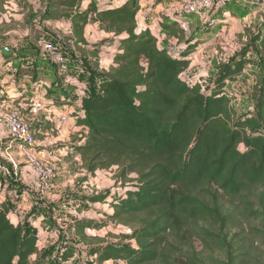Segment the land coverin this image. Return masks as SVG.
<instances>
[{
	"label": "trees",
	"instance_id": "trees-1",
	"mask_svg": "<svg viewBox=\"0 0 264 264\" xmlns=\"http://www.w3.org/2000/svg\"><path fill=\"white\" fill-rule=\"evenodd\" d=\"M140 2L43 0L45 11L37 22L70 23L72 38L65 42L81 57L90 19L115 46L111 63L95 66L100 73L93 74L87 95L77 90L79 69L66 62L65 78L42 87L53 105L79 104L74 120L82 131L72 147L77 168L89 177L116 168L115 181L124 189L74 198L93 208L107 203V221L129 229L120 243L87 236L86 230L106 224L80 211L72 235L88 247L95 264H264V76L252 87L253 110L245 116H238L227 91L253 65L247 55L254 51L244 49L231 63L219 65L213 87L205 92L181 79L202 39L186 41L177 21L162 24L160 33L182 46L171 55L150 31L138 32ZM231 3L208 18L226 23ZM3 8L0 26L12 22L2 19ZM251 42L264 72V15ZM8 213L0 204V264H47L36 236L14 225ZM74 255L64 246L58 258L67 262Z\"/></svg>",
	"mask_w": 264,
	"mask_h": 264
},
{
	"label": "rangeland",
	"instance_id": "rangeland-1",
	"mask_svg": "<svg viewBox=\"0 0 264 264\" xmlns=\"http://www.w3.org/2000/svg\"><path fill=\"white\" fill-rule=\"evenodd\" d=\"M3 1L5 2L3 3ZM99 1L101 2L102 0ZM163 1L155 0L151 5L147 4L146 6L148 10L151 6V9H155V12H152L155 18H162L161 15L167 10ZM185 1L189 0H180L179 3ZM255 1L262 2V0ZM158 5H161V7L153 8V6L156 7ZM2 6H4L3 11L7 12V14H2L5 17L4 21L9 22V20H12V22L0 26V40H2L0 45V72H3L0 73V89H2L1 85L4 81L9 80L12 83V81L21 79L22 84H25L26 87L20 88L28 91V98L27 96L26 98L29 100L33 95L39 96L43 92L42 87H45L44 85L49 87L53 82L57 83L58 78L61 79V76L65 78V75L61 74L58 70L54 72V64L42 49L43 41L50 40L60 47L62 57L68 65H72L74 68H77L75 67L76 65L79 67L80 70L74 74L77 80L80 79L81 81L80 88H77V90L88 94L93 84L94 68L96 65H99V61L84 59L76 53L73 44H66L64 46L66 43L64 39L68 36V22L38 23L45 11L43 0H0V12ZM227 9L229 14H225V16H229V22L225 23V20L219 17L215 27L202 32V35L199 36L203 41L202 46L194 54L191 66L182 75L181 79L189 85H201L203 91L206 92L209 88L213 87L219 65L231 63L244 49H252L254 55H247V58L252 60L253 65H249L246 74L229 85L227 89L228 95L233 97V108L236 110L238 116L242 117L253 110L252 102L249 99L252 87H259L264 76V72L258 61V47L251 42L253 32L259 24L260 15L261 17L264 15V7L263 5L252 4L248 0H235ZM193 17L196 19L194 27L191 23H188V18ZM208 17L209 13H205L202 16L182 15L179 21L187 22L188 27L186 26L185 30L187 33L192 34L193 29H197L200 25L205 26V21L209 19ZM163 20V23L166 24L165 19ZM153 31L155 32V37L160 38H158L160 44H164V46L169 45L167 40L161 39L160 32L155 31V29ZM34 34L39 36L35 38ZM89 34L87 44L89 49H92L98 55L100 64H107L106 60L110 62L106 58L110 55V43L94 27L90 29ZM102 55L105 56L102 57ZM18 89L16 88V90ZM6 91L8 93L0 94V107L10 111H19L33 129L38 142H43V145L46 147H52V150L57 151V153L62 148L60 145L73 143V139L76 136L70 138L69 141L66 140L65 143L60 142L59 130L56 128L55 123H49L48 128L42 125L40 132H35L39 129H37V125L39 124L37 121L39 120L30 117L28 114L24 106L26 100L14 103L12 101L13 98H11V89H7ZM40 116L43 118V113H39L38 117ZM56 157L58 159L57 162L50 163L54 169L51 185L53 184V190H56H52V192L56 196L48 202V204L54 203V206L49 208L48 204H46V207L42 206L44 204H40L42 206L41 210L46 209L41 211V216L46 225L43 223V220L38 224V221L35 218L32 219V217L29 218V223L33 225L38 224L37 226H41L44 230L40 229L43 232L39 238V250L41 255L47 257V261L49 260L47 264H95V261L87 256V248L79 243V240L75 236L71 235L72 226L78 221L76 211H80L85 217L93 219L96 222L105 221L106 226L102 229L97 231L89 230L87 232L89 235L106 239L108 242L120 243L118 239L127 235L129 229L112 221H107L103 216L105 213H108L107 203H102L93 208L89 207L86 203L75 201L74 198L96 195L106 190L113 194H122L124 189H122L121 184L115 181L114 173L116 168H112L110 171H100L94 177H89L86 176L84 171L77 168L74 164L75 160L70 158L72 156L68 151H62ZM127 189H130V187H127ZM17 206L12 205L11 209L13 208V213L16 210L18 213L16 215L24 221V217L28 214L22 211V208L17 209ZM60 209L64 213L58 212ZM68 210L72 214H69ZM43 212H46L50 220L47 221L49 218L45 217ZM53 222L54 224H52ZM23 228L25 231L31 233L35 230L27 225H24ZM35 233L38 232L35 231ZM112 236L117 237V239L114 240ZM68 244L76 250V255L70 261L60 262L58 256L63 246H67Z\"/></svg>",
	"mask_w": 264,
	"mask_h": 264
},
{
	"label": "crops",
	"instance_id": "crops-1",
	"mask_svg": "<svg viewBox=\"0 0 264 264\" xmlns=\"http://www.w3.org/2000/svg\"><path fill=\"white\" fill-rule=\"evenodd\" d=\"M154 1L155 0H141V2L139 4L140 8H139V11H138L137 16H136L138 32L148 30L151 32V34L153 36H155V32L153 30L155 29V31L161 32V26L159 27V25L162 24L164 21L163 19H165L166 24L169 22H174V21L179 22V28L184 31L186 41L201 39L199 36L202 35V32H205V30H206L204 26L200 25L197 27V29H195V30L193 29V33L191 30L192 34L187 33V31L185 30L188 23L189 24L191 23V25L194 27V22L196 20L195 17L188 18L189 19L188 23L179 21V18H182V16H178V14L176 13V7L178 6L180 0H164L163 1L164 5H166L165 9L167 8V10L165 11V9H164L165 12L163 13L164 16L161 15L162 18L161 17L155 18V15L152 14V12H155L154 11L155 9L154 10L151 9L152 6L149 8V10L146 7L147 4L151 5ZM248 2H250L252 4H258V5L262 4V2H256L255 0H248ZM160 7H161V5H158L156 7L153 6V8H160ZM229 20H230L229 16L226 17V22H229ZM91 21H93V22H91ZM191 25H189V26H191ZM70 27H71V25H70V23H68V36L66 38H68V37L72 38V35L70 32ZM93 27L96 28L97 31L101 32L106 40L109 39V37L107 35H105L102 31H100L98 23L94 22L93 19H90V22L84 31V39H85L86 43H88V36L90 35L89 34L90 29ZM160 37H161V39L167 40V42H169V45L164 46V47H167V49L171 55L176 56L182 51V46H177V44H176L177 40H175L174 38H171L168 35V33L161 34ZM157 38H159V37H157ZM108 42L110 43L109 44L110 45V47H109V49H110L109 54L110 55H108V57H106V58H108V60H110V62L106 60L107 64H104L106 66H108L111 63L112 56H113L112 54L114 53V48H115L114 42H112L111 40ZM66 44H68V43H65L64 46H66ZM68 45H70V44H68ZM80 47L83 49V52L85 54V56L83 57L84 59H89V60L92 59V60H97L100 62V60L98 59V55H96L94 53V51H92V49H89L88 44L86 46L80 45ZM75 51L77 54L80 55V53L76 49H75ZM103 56H105V55H102V57ZM192 62H193V58L191 59V64H192ZM75 67H77V69H79V67L77 65ZM98 72L100 73L99 70H96V68H94V73H98ZM1 86H2V89H0L1 95L5 94V92H7L6 91L7 89H11V94H12L11 98H13L12 101L14 103L15 102L19 103L22 101L24 102L26 100L24 106L26 107L28 114L30 115V117H32L36 120L37 119L39 120V121H37V123H39L37 125V129L38 128L39 129L36 130L35 132L38 131V133H39L42 125L44 127L48 128L47 126H49V123H55L56 128L59 130L58 132L60 134V139H59L60 142L65 143L66 140L69 141L70 138H72L73 136H76V138L79 137V133L82 130L80 127H77L75 125V120H74L75 115L79 114V112H80L79 104L77 102H75L71 105H53L50 101L47 100V97L45 96L44 91L41 92L39 96H37V95L36 96L33 95V97L31 96L30 99L28 100L27 99L28 94H29L28 91L20 88L23 86L26 87L25 84L24 85L22 84L21 79L12 81V83H10L9 80L4 81ZM27 86H30V85H27ZM16 88H19V89L16 90ZM26 96H27V98H26ZM39 113L40 114L43 113V118H41V116L38 117ZM56 114H57V116L55 117ZM62 118H64L65 120L62 121ZM75 139H73V140H75ZM43 144H44L43 142H38L36 137H35V143H34V149H33V155L35 158H37L43 162H46L48 164H50L51 162L56 163L58 160L56 156H58V154L61 153L62 151H65V152L68 151L69 154L72 156L70 158L71 159L73 158L75 160L74 164L77 165V163H79L78 157L76 155H74V153L72 152V147L74 145L73 143L68 144V145L67 144L60 145L62 148L60 150H58L59 153H57V151H53L52 147H46ZM26 151H28V149L27 148L24 149L20 142L12 139L5 129H2V128L0 129V204L5 205V207L8 209V212H9L8 217L14 225L20 224L22 226V228L24 227V225H27V226H31L33 229H35L34 232L31 233V232L25 231L23 228L25 233L32 234V235L36 236L37 241H38V247H39V238H40V236H42L41 234L44 230L41 228V226H37V225L40 224L39 222H41L43 220V217L41 216L42 215L41 211L46 210V209L41 210V207L42 206L46 207V204H48V202L52 198H54L56 195H54V192H52V190L54 189L52 186L53 184L50 185L49 189L43 194H40L37 191L36 179L33 176L31 166L29 165V163L25 157ZM66 155H67V153H66ZM53 191H56V190H53ZM40 204H44V205L41 206ZM12 205H18L17 209L22 208V211L27 212L26 214H28V215L26 217H24V219H25L24 221H22L23 219L19 218L16 215V214H18L16 212V210L13 213V211H12L13 208L11 209ZM48 205H49L48 207L50 208L51 206H54V203H49ZM58 212L64 213V211L61 209ZM68 212H69V214H72V212L70 210H68ZM47 214H48V212H47ZM43 215L45 217L46 216L48 217V215H46V212H43ZM31 217H32V219L35 218V220L38 221L37 225L36 224L33 225L32 223H29V218H31ZM79 218L80 217L78 216V219ZM48 220H50V218L47 219V221ZM44 222L45 221L43 220V223ZM44 224L46 225V223H44ZM52 224H54V222ZM73 226H72V229H73ZM40 229L43 231H40ZM72 229H71V235H72ZM35 231L38 233H35ZM87 231H89V230L85 231L87 236L97 237L94 235H89ZM97 238L101 239L100 237H97ZM79 243H81V242L79 241ZM67 246L69 248H71L70 244H68ZM84 247L87 248V250H88V247H86V246H84ZM71 249H74V248H71ZM39 252H40V250H39ZM75 255H76V250H75ZM75 255H74V257H75ZM43 257L47 261V257H45V256H43ZM58 263H59V261H58ZM114 263L122 264L120 261H112V260L107 261L104 264H114Z\"/></svg>",
	"mask_w": 264,
	"mask_h": 264
},
{
	"label": "built area",
	"instance_id": "built-area-1",
	"mask_svg": "<svg viewBox=\"0 0 264 264\" xmlns=\"http://www.w3.org/2000/svg\"><path fill=\"white\" fill-rule=\"evenodd\" d=\"M232 1L234 0H189L179 3L176 7V13L180 16H202L205 13L217 11ZM262 3L264 5V0H262ZM4 14H7V12L4 11ZM4 18V15H2L3 20ZM216 23V20L209 19L204 27L210 28L215 26ZM42 49L60 73L63 74L67 72V65L62 57L61 49L56 44L50 41H43ZM101 66L106 67L104 64H101ZM64 120L65 119L62 118V121ZM1 128L5 129L12 139L20 142L24 149H28L25 153V157L31 166L33 176L36 179L37 191L40 194L45 193L51 185V180L54 176V169L50 164L34 157L33 149L35 135L31 130V126L26 122L25 118L19 111H10L0 107V129Z\"/></svg>",
	"mask_w": 264,
	"mask_h": 264
}]
</instances>
